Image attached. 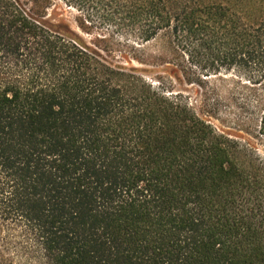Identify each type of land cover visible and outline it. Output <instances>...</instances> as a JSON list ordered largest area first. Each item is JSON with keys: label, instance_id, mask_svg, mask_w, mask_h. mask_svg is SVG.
<instances>
[{"label": "trees", "instance_id": "trees-1", "mask_svg": "<svg viewBox=\"0 0 264 264\" xmlns=\"http://www.w3.org/2000/svg\"><path fill=\"white\" fill-rule=\"evenodd\" d=\"M0 264H264V0H0Z\"/></svg>", "mask_w": 264, "mask_h": 264}, {"label": "rangeland", "instance_id": "rangeland-1", "mask_svg": "<svg viewBox=\"0 0 264 264\" xmlns=\"http://www.w3.org/2000/svg\"><path fill=\"white\" fill-rule=\"evenodd\" d=\"M145 48H148L145 50V53L147 55V58L149 57L148 55H154L157 53L158 47L154 43H148ZM148 60L150 61H145V62H139L136 60H132L130 65H134L137 67H141L144 69H148L149 71L146 73V77H148L150 80H153L158 84V78L165 84L169 85L170 81L173 82L174 88L173 90L175 92H183L189 97H191L192 101L195 103L196 99H198V93H196V88L197 86H192L188 85L185 83L183 78L181 77L180 79H176L174 76V71L172 69H167L165 68L166 65L163 63H160V61L154 60L152 58H149ZM168 65V64H167ZM258 119V117H257ZM255 123H258V121L255 119Z\"/></svg>", "mask_w": 264, "mask_h": 264}]
</instances>
